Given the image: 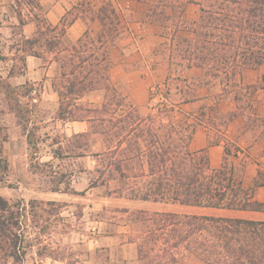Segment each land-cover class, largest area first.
Listing matches in <instances>:
<instances>
[{
	"label": "trees",
	"instance_id": "16d2710c",
	"mask_svg": "<svg viewBox=\"0 0 264 264\" xmlns=\"http://www.w3.org/2000/svg\"><path fill=\"white\" fill-rule=\"evenodd\" d=\"M16 2L18 38L9 56L0 46V61H12L7 75L0 74V93L26 135L31 153L38 143L39 126L33 115L40 89L33 82L14 85L9 80L26 73L29 55L56 62L60 68L52 80L59 96L55 117L63 122L88 123L87 131L73 133L65 143L57 139L59 146L53 157L92 155L96 175L89 187H105L107 195L129 199L264 213V200L256 197L258 188L264 186V169L246 183L239 171L242 162H235L242 152L236 142L221 134L224 157L219 167L211 166L206 148H189L196 128L203 122L222 129L243 115L245 128L264 131V116H253L246 108L244 91L248 88L229 83L232 76L264 63V0H153L146 16L169 29L171 43L177 31H188L176 47L186 66L201 68L205 84L218 80L223 91L235 92V110L221 112L217 98V104L209 107L212 115L207 120L203 112L192 122L176 116L166 82L165 88L157 85L149 93V100L158 98L156 113L142 114L111 81V49L125 31L113 0H105L97 10L89 0H79L58 24L48 20L39 0ZM190 3L199 6L200 17L188 26L183 24V14ZM25 7L37 23L31 37L22 31L29 20L22 12ZM77 18L89 25L98 19L101 27L95 34L87 29L68 46L63 36ZM92 92L101 93L100 104L82 101ZM94 135L101 138L104 149L92 150ZM34 158L30 155V169L50 176L53 191L84 194L73 187L71 173L53 170L51 160L40 162ZM39 206L47 214L42 223ZM62 206L56 201H29L30 219L40 225V233L49 234L48 220L59 216ZM24 210L19 202L0 195V264H24ZM122 211L128 212L132 232L128 241L137 244L141 264H186L189 253L205 264H264V219L127 208ZM38 253L41 257L67 260L55 248L47 251L44 247Z\"/></svg>",
	"mask_w": 264,
	"mask_h": 264
},
{
	"label": "crops",
	"instance_id": "0c3cea01",
	"mask_svg": "<svg viewBox=\"0 0 264 264\" xmlns=\"http://www.w3.org/2000/svg\"><path fill=\"white\" fill-rule=\"evenodd\" d=\"M8 1L10 2L9 5L14 4V6H12L14 11H8V4L4 1L0 3V6L7 11L5 14L7 19H0V36L10 37L13 34L15 25L19 23V20L16 13V0ZM78 1L79 0H39L45 10L46 17L52 24H58L66 11ZM89 1L91 6L96 10L105 2V0ZM113 1L122 22L125 24V31L120 35L115 46L111 49L110 57L112 66L110 68L109 75L113 84H115L121 93L126 96L129 102L139 107L142 114L156 113L155 111L151 112L147 107L149 93L155 85L162 84L164 82H166L167 88L170 91V99L175 102V114L180 119H184L186 117L189 119L188 122H192L201 118L203 112H206L205 120H207V118L212 115L209 107L217 104V98L218 107L221 112L228 113L229 111L236 109L235 92L223 91L222 85L218 80L205 84L203 82V71L201 68L195 66L187 67L184 63L181 64L177 71L176 68L173 70V64H171L167 54L162 52L161 49V45L166 40V37L163 36L161 27L158 23L149 16H146L153 0ZM22 12L29 18L28 22L22 28L23 34L26 37H31L37 29V23L33 20V15L29 12L27 7H25ZM167 12L170 14L171 10L168 8ZM185 17L193 22L198 20L200 17L199 6L194 3L188 4L185 10ZM100 27L101 24L98 19L89 25L82 18H77L69 27H67L63 40L68 46H71L87 29H90L91 33L95 34ZM41 61L43 60L36 56H27L26 73L24 75L12 76L9 80L14 85H20L26 81L33 82L37 85L38 82L42 81L43 86L41 85L40 93L41 98H43L41 99V102H44V99H48L47 97H49L52 104L56 107V112L59 106V96L52 87V80L55 76L59 75L60 68L56 62L43 61L45 63L43 66ZM262 81H264V63L257 68H247L242 73L232 76L229 83L256 85L258 82ZM171 95L173 97H178V99H172L173 97H171ZM91 97L98 99L95 104L101 103L102 97L99 92H92L86 95L82 98V101H94L90 100ZM87 98L89 99L87 100ZM249 112L253 116H264V111L257 113L252 111ZM57 120L65 126V129L69 130V137L73 133L84 132L89 129L86 121L63 122L59 119ZM245 124L246 119L243 115L236 116L226 127H223L222 129H219V127L217 128L210 123L203 122L196 128L189 148L193 151L206 148L209 154L211 166L219 167L224 157V141L220 138L221 134H225L241 148H243L246 144L249 146V149L252 150L254 148L256 149L259 144H264L263 137L258 140V135L262 134V136H264V131L257 128L247 129L245 128ZM253 133H258V135L256 136ZM249 138L252 140H249ZM217 139L219 140V143L215 142ZM93 140L95 145H93L92 150L104 149L103 142L98 135H94ZM257 151L261 153V150L257 149ZM262 151H264V147ZM255 153L256 152H254V154ZM87 156L93 158L94 165L92 166V170L94 171L96 161L92 155H86L83 157ZM75 158L80 159L82 157ZM256 176L257 173L253 175L250 180ZM110 184L113 185L112 182ZM73 187L78 191H84V194L88 193L90 189L96 188L89 186L86 188H78L75 187V185H73ZM260 191H264V186L259 187L256 193V197L258 199L264 200V197L260 196ZM76 195L79 194L53 191L50 188V190L46 191L45 195L40 199L63 203L72 202L73 200H71L70 197ZM106 197H114L115 199H118L121 202L120 209L127 208L129 211L144 209L148 211H176L198 214L206 213L264 219V213L262 212H244L227 209L209 210L208 208L202 207H198L201 209H196L192 208L196 206L190 207L189 205H182L179 203L129 199L117 194L106 195ZM125 213L126 215L128 214V212ZM118 226H123L127 229L119 230L118 232L120 235L111 234L110 237L114 238V236H117L120 238L121 235H124L125 238L120 241L121 247L125 252V255L123 256V263L141 264V261L138 258L137 244L135 242L128 241V236L132 233L130 223L118 224ZM97 242L98 240L96 239V243ZM126 248H130L131 253L126 252ZM110 257H113V253ZM66 261L67 260L55 259L50 256L41 258L42 264H66Z\"/></svg>",
	"mask_w": 264,
	"mask_h": 264
},
{
	"label": "rangeland",
	"instance_id": "374dc122",
	"mask_svg": "<svg viewBox=\"0 0 264 264\" xmlns=\"http://www.w3.org/2000/svg\"><path fill=\"white\" fill-rule=\"evenodd\" d=\"M3 1L8 4V11H14L12 8L14 4L9 5L8 0H0V3ZM6 13V9L0 6V19H7L5 17ZM192 22L185 17L184 12L183 24L189 26ZM15 32L16 29L10 37L0 36V46L6 56L11 54V49L16 44L18 37ZM161 32L166 37L161 45L162 52L167 54L171 64H173V70L176 68L177 71L185 61L178 56L176 47L179 44V38L187 36L188 31L184 29L177 31L173 43L170 41L169 36L171 35L167 27L161 28ZM11 62V60L0 61L1 75L6 76ZM41 62L44 66L45 63ZM41 85L43 86V82H38L39 89ZM157 85L165 88L164 83ZM157 85L151 90H154ZM243 86L248 88V91H244L247 110L254 113L264 111V81L258 82L256 85L244 84ZM171 97L173 96L171 95ZM42 98L40 97L33 115L34 122L39 126V129L37 133L38 143L31 153L26 135L17 124L15 115L8 110L4 95L0 93V195L11 202H19L20 208L25 206L23 247L26 249V255L24 264H42V257L38 251L44 247H47V251L55 248L63 253L67 258L66 264H124L123 256L125 252L120 241L125 237L121 235L120 238L117 236L111 238L110 235H120L119 230L127 229L118 226V224L129 223L128 214L126 215L120 209L121 202L118 199L106 197L107 189L105 187L92 188L83 195L71 196L72 202H63L60 215L52 216L48 220L50 224L49 234L40 233V225L30 219L29 201L34 198L40 199L52 186L50 176L35 173L30 169V155H33V158L35 157V161L51 160L53 170L71 173V182L78 188L88 187L91 179L96 175L95 171L92 170L94 161L90 156L80 159L73 156H66L63 159L53 157L59 146L56 140L60 139L65 143L69 137V130L65 129V126L55 117L56 107L52 104L51 99L47 97L48 99L41 102ZM172 99L177 100L178 97L175 96ZM90 100H94L91 102L95 103L98 99L91 97ZM156 103L155 100L148 101L147 107L151 112H154L153 107ZM253 134L258 135V133ZM258 136V140L264 138L262 134ZM249 140L252 139L249 138ZM263 147L264 144H259L256 149L251 150L245 144L242 152L239 153V157L235 159L237 164L242 162L239 171L246 183L259 169H264ZM257 149L261 150V153ZM254 152L256 153L254 154ZM110 187L112 188L113 185ZM260 196L264 197V191H260ZM192 208L201 209L198 207ZM37 212L41 215L39 223L44 222L47 216L44 207L39 206ZM96 239L98 240L97 243ZM125 250L131 253L130 248ZM112 253L113 257H110ZM185 263L204 264L192 253L186 256Z\"/></svg>",
	"mask_w": 264,
	"mask_h": 264
},
{
	"label": "built area",
	"instance_id": "2783aa9c",
	"mask_svg": "<svg viewBox=\"0 0 264 264\" xmlns=\"http://www.w3.org/2000/svg\"><path fill=\"white\" fill-rule=\"evenodd\" d=\"M157 99H158V98H154V99H152V100H155L156 102H158ZM156 105H157V103H156ZM156 105L153 107L155 112L157 111V106H156Z\"/></svg>",
	"mask_w": 264,
	"mask_h": 264
}]
</instances>
